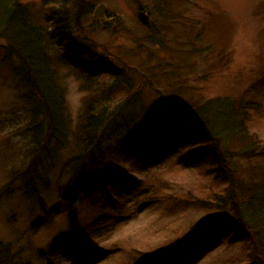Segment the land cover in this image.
<instances>
[{"label":"trees","instance_id":"16d2710c","mask_svg":"<svg viewBox=\"0 0 264 264\" xmlns=\"http://www.w3.org/2000/svg\"><path fill=\"white\" fill-rule=\"evenodd\" d=\"M90 14L85 0H43L38 6L0 0V63L10 65L26 104V114H16L9 122L32 137L25 150L9 143L0 149V169L9 178L6 190L11 192L15 183L23 182L24 195L42 201L41 193L53 188L50 175L59 167V183L68 182L63 192L67 207L47 208L43 202L42 210L45 220L68 215L70 242L58 239L48 251L36 250L38 258L55 264L57 250L69 245L91 251L94 245L82 225L78 204L90 201L104 211H116L123 190L144 187V179L127 171L129 165L148 170L157 159L185 149L182 161L187 164L205 158L214 161L212 167L199 171L204 186H199L197 195L176 198L184 208L205 216L171 249L132 264H187L211 245L218 246L213 251L231 248L232 264H264V77L238 99H210L189 113L161 110L135 131L138 100L129 95L133 89L128 76L120 74L105 89L95 87L78 125L71 127L58 78L61 69L83 79L88 92L93 91L96 73L115 72L82 45L83 21ZM229 55L217 59L220 66L214 64L213 72L230 65ZM122 88L128 90L127 99L114 103ZM163 188L162 184L150 188L148 200L156 202ZM0 264L35 263L24 252L0 243Z\"/></svg>","mask_w":264,"mask_h":264},{"label":"rangeland","instance_id":"374dc122","mask_svg":"<svg viewBox=\"0 0 264 264\" xmlns=\"http://www.w3.org/2000/svg\"><path fill=\"white\" fill-rule=\"evenodd\" d=\"M42 1L19 0L37 6ZM85 2L91 14L83 21L82 45L95 59L113 68L115 76L101 70L95 74L93 91L88 92L83 89L87 86L83 79L69 69H61L58 78L65 90L71 127L78 125L86 104L96 94L95 87L105 89L120 74L128 76L133 89L129 95L133 101L138 100L132 123L135 131L152 122L154 114L161 110L189 113L210 99H238L263 81L264 0ZM101 5H105L104 17L95 21V12ZM143 11L150 17L149 23L141 19ZM2 48L0 40V57L3 58ZM228 55L230 65L213 72L214 64L220 66L216 64L217 59L221 56L226 59ZM78 57L79 54H75V58ZM17 81L10 65L0 63V149L9 143L25 150L31 143V135L13 128L9 122L16 114H26ZM127 97L128 90L122 88L114 103ZM71 151L72 146L65 159ZM185 152L181 149L163 156L144 171L129 165L127 171H132L137 179H144V187L119 192L116 211H104L90 201L80 202L79 216L94 247L86 252L70 245L59 249L55 253V264H132L135 259L143 261L147 255L171 249L182 234L205 216V213L184 208L176 198L197 195L199 186H204L198 179L199 171L214 164L210 158L187 164L182 161ZM60 169L50 175L53 188L41 193L42 201L24 195L23 182L15 183L8 192L9 178L0 169V243L11 246L13 252H24L35 264H46V260L38 258L36 250L48 251L58 239L67 238L70 242L68 215H52L45 220L42 210L43 202L47 208L56 204L67 207L63 192L68 182L59 183ZM161 184L164 188L160 191L164 192L158 200L163 198V201L150 202V188ZM166 197L172 201L168 203ZM105 213L107 216H103ZM40 220L41 225H36ZM216 247L205 246L203 250L208 249V252H196L193 261L186 263L232 264L231 255L235 252L226 247L213 251Z\"/></svg>","mask_w":264,"mask_h":264},{"label":"water","instance_id":"95a60500","mask_svg":"<svg viewBox=\"0 0 264 264\" xmlns=\"http://www.w3.org/2000/svg\"><path fill=\"white\" fill-rule=\"evenodd\" d=\"M104 11H105V5H101L95 12V15H94L95 21H97L99 18L104 17ZM140 17L145 23L150 22V17L145 13V11L140 13Z\"/></svg>","mask_w":264,"mask_h":264}]
</instances>
